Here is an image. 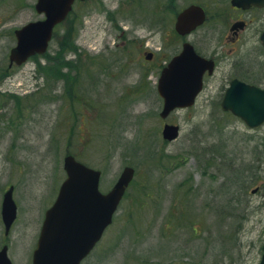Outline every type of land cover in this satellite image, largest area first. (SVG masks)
<instances>
[{
	"label": "rangeland",
	"instance_id": "374dc122",
	"mask_svg": "<svg viewBox=\"0 0 264 264\" xmlns=\"http://www.w3.org/2000/svg\"><path fill=\"white\" fill-rule=\"evenodd\" d=\"M35 1L0 0V247L8 245L12 263L29 264L66 153L101 171L103 192L123 166L135 169L85 264H172L186 254L185 240L198 249L201 239L221 238L236 246L217 243L213 256L232 245L231 254L255 257L264 242V125L248 129L223 111L218 79L192 107L159 117V65L177 47L167 36L168 0H143L136 12L113 11L108 0L75 5L42 57L8 68L14 29L41 18ZM141 42L155 50L153 64L141 59ZM165 121L180 127L173 141L161 136ZM9 185L17 215L4 235Z\"/></svg>",
	"mask_w": 264,
	"mask_h": 264
},
{
	"label": "water",
	"instance_id": "95a60500",
	"mask_svg": "<svg viewBox=\"0 0 264 264\" xmlns=\"http://www.w3.org/2000/svg\"><path fill=\"white\" fill-rule=\"evenodd\" d=\"M74 0H37L35 10L44 18L29 21L14 31L16 44L9 53L10 65L21 64L29 56L44 53L52 37L53 27L71 10ZM238 5H262L264 0H233ZM183 12L178 26H184ZM193 27V26H191ZM264 45V37L261 38ZM206 65L190 45L174 56L162 68L157 91L162 98L160 117L165 118L173 109L189 107L202 88V75ZM210 69V67H209ZM232 82L221 102L223 110L239 116L248 127H258L264 122V90ZM178 136V125L165 123L162 137L173 140ZM66 178L60 185L45 219L33 253L32 264H79L111 223L114 211L131 181L134 169L125 166L116 182L106 193L99 191L100 171L77 161L71 154L63 158ZM1 216L5 233L16 216L12 187L3 196ZM7 246L0 249V264H11L6 254ZM264 264V254L261 261Z\"/></svg>",
	"mask_w": 264,
	"mask_h": 264
},
{
	"label": "flooded vegetation",
	"instance_id": "af4514ba",
	"mask_svg": "<svg viewBox=\"0 0 264 264\" xmlns=\"http://www.w3.org/2000/svg\"><path fill=\"white\" fill-rule=\"evenodd\" d=\"M96 0H76L75 5H82ZM115 1L114 10H120L125 6L136 8L138 11L143 0H108ZM156 2V0H150ZM193 7L188 14V20L196 19L198 11L201 13V23L195 28L189 26H177V17L182 11ZM170 12L169 27L167 36L172 39L176 50L167 56L170 57L178 53L182 44L189 42L196 53L206 58L213 65L212 73L206 70L203 74L204 87L211 79H218L220 83V97L224 96L226 88L232 80L242 82L246 85L264 89V46L261 44V37L264 36V7L258 5H236L233 0H168ZM76 8H74V12ZM100 12V11H99ZM109 12V11H108ZM107 12V13H108ZM154 15V13H151ZM121 36L126 32L121 31ZM126 37V36H125ZM133 43L136 42L134 37ZM129 40V37H128ZM131 40H129V44ZM256 43V44H255ZM122 44H128L122 42ZM116 45V43H115ZM141 59L148 63H154L155 50L145 49L143 42L139 44ZM148 53L150 59L145 58ZM239 85V84H237ZM175 224L174 226H180ZM202 246L195 248V240H185L186 254L182 259L172 261V264H260L263 254V244L259 248L258 254L250 256L243 254V250L238 248L234 254L232 249L236 246L233 239H201ZM220 243H233L229 249L220 247L218 254L213 256V246ZM242 247L251 248L252 243L241 244ZM232 248V249H231ZM34 249V248H33ZM96 246L86 255L80 264H85ZM184 249V248H183Z\"/></svg>",
	"mask_w": 264,
	"mask_h": 264
}]
</instances>
